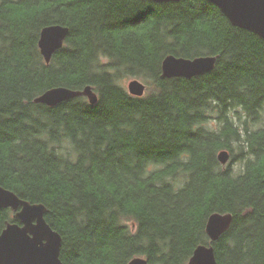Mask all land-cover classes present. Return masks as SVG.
Here are the masks:
<instances>
[{
	"label": "trees",
	"instance_id": "16d2710c",
	"mask_svg": "<svg viewBox=\"0 0 264 264\" xmlns=\"http://www.w3.org/2000/svg\"><path fill=\"white\" fill-rule=\"evenodd\" d=\"M56 23L69 34L47 63L40 32ZM168 54L217 61L167 78ZM86 85L97 103L35 102ZM0 185L45 204L64 264H188L200 244L217 264H264V38L209 0H0ZM215 211L234 219L211 242ZM8 221L0 209V233Z\"/></svg>",
	"mask_w": 264,
	"mask_h": 264
},
{
	"label": "water",
	"instance_id": "95a60500",
	"mask_svg": "<svg viewBox=\"0 0 264 264\" xmlns=\"http://www.w3.org/2000/svg\"><path fill=\"white\" fill-rule=\"evenodd\" d=\"M158 3L180 0H153ZM215 4L234 25L248 29L264 38V0H209ZM69 28L56 23L44 26L39 37V48L49 63L53 54L65 44ZM217 56L200 55L193 58L168 54L162 61L164 77L192 78L214 69ZM130 94L142 97L147 85L138 78L128 82ZM78 96H86L91 104L99 96L91 85L82 89L57 86L44 91L35 102L55 106ZM218 160L227 165L231 160L228 149L218 152ZM10 208L18 221L7 222L0 233V264H64L61 259L62 236L46 220L44 203L30 202L14 191L0 185V209ZM232 212H212L206 222V233L211 242L218 241L231 227ZM128 264H149L144 256L132 258ZM188 264H217L215 247L200 244L196 247Z\"/></svg>",
	"mask_w": 264,
	"mask_h": 264
},
{
	"label": "rangeland",
	"instance_id": "374dc122",
	"mask_svg": "<svg viewBox=\"0 0 264 264\" xmlns=\"http://www.w3.org/2000/svg\"><path fill=\"white\" fill-rule=\"evenodd\" d=\"M131 79H133V78H128L127 80H126V86L128 85V82L131 80ZM139 79V78H138ZM141 80V79H140ZM15 219V218H14Z\"/></svg>",
	"mask_w": 264,
	"mask_h": 264
},
{
	"label": "bare ground",
	"instance_id": "6f19581e",
	"mask_svg": "<svg viewBox=\"0 0 264 264\" xmlns=\"http://www.w3.org/2000/svg\"><path fill=\"white\" fill-rule=\"evenodd\" d=\"M8 222H10V221H8ZM6 226V225H5Z\"/></svg>",
	"mask_w": 264,
	"mask_h": 264
}]
</instances>
